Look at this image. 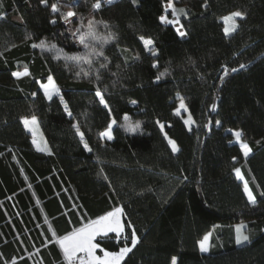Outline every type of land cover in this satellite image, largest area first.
<instances>
[{"label":"trees","instance_id":"16d2710c","mask_svg":"<svg viewBox=\"0 0 264 264\" xmlns=\"http://www.w3.org/2000/svg\"><path fill=\"white\" fill-rule=\"evenodd\" d=\"M167 2L0 0V264H67L57 239L117 208L124 231L98 236L99 256L131 247L135 231L139 242L121 264H172L173 257L177 264H264V0H173L186 12L184 37L160 22ZM69 11L76 13L73 31H87L93 21L110 40L91 42L104 53L91 66L62 59L86 51L72 35L68 43L47 34L58 33L60 13ZM237 11L243 18L230 35L195 38L212 25L221 30V20ZM141 38L153 41L155 56ZM41 40L63 52L33 47ZM25 69L29 75H12ZM49 76L59 90L51 101L41 87ZM181 100L188 113L176 115ZM32 116L47 153L34 148L25 128ZM113 121L106 140L100 134ZM235 130L251 148L247 157ZM240 224L249 241L237 245ZM208 233L209 250L202 252Z\"/></svg>","mask_w":264,"mask_h":264},{"label":"snow or ice","instance_id":"6c2138e0","mask_svg":"<svg viewBox=\"0 0 264 264\" xmlns=\"http://www.w3.org/2000/svg\"><path fill=\"white\" fill-rule=\"evenodd\" d=\"M106 3H112L113 0H105ZM135 2V0H133ZM41 3L46 4L47 0H41ZM93 8L100 9L101 3L97 2L93 5ZM51 11L53 13H59L60 9L57 7V4L53 3L51 5ZM172 16V19H169V16L167 13H169ZM165 15L160 16V22L165 25H179V27L176 28L177 33L184 37L186 36V32L182 30L183 25L180 23V17L181 15H186L185 10L179 9L177 10L174 7L173 0H168L167 4L164 7ZM62 16H64L65 21L67 22L68 18L74 17L76 15L75 12L69 11L67 14L60 13ZM240 17L243 18V14L239 11L231 13L228 17H225V22L232 21V24L230 27L224 28L225 35H228L230 31H235L236 25H235V18ZM52 23H55L56 21H51ZM105 27L107 25L105 24ZM79 32V35L77 33ZM73 37V43H78L80 46H82L86 51L83 53H77V54H67L64 53L62 56V59L65 62H72L74 66H80L81 64H87L91 66L93 64V57H99L103 56V51L97 50L94 46L92 41L100 42L101 45L109 43L110 40L102 38L98 35L96 32L94 22L89 21L87 25V31L81 32L79 29L76 31H73L71 33ZM143 40L145 48H147L153 56L156 55L154 51L151 49V45L153 44V41L151 39H144ZM33 47L40 48L42 51H52L55 50L58 53H62L63 49H57L55 44H49L46 43L44 40H41L38 44H33ZM57 59H61V56H57ZM154 67L156 65H153ZM101 68H105L106 64H101ZM245 65L241 64L240 68H244ZM231 71L235 72L237 69L233 68ZM225 74H227V69H225ZM12 75L14 77H21V76H27L29 75L28 71L25 69L24 72H13ZM76 75H80V72H77ZM85 76H88V72H84ZM164 73H161L160 76L157 77V80H159ZM97 79L100 77L97 76ZM41 87L44 90L45 97L51 101L53 99L54 95L58 94V89L55 87V84L53 82V79L51 76L48 77V83L42 84ZM35 95V93H33ZM95 96L99 98V103L103 105L105 108H108V103L106 102L104 95L102 91L97 88L95 91ZM64 105L65 112L68 113L69 116H71V112L68 111V105L61 97L60 101ZM181 109H186L183 100H181L180 106L176 109V115H180ZM216 109V105H212V110L214 111ZM125 120H128L127 115L124 117ZM23 123L26 128H28L29 131L33 133V144L37 143L36 140V134L38 129V122L35 116H32L31 119H24ZM112 123H115L113 121ZM186 125H191L194 123L192 121L191 116H189L188 119L184 121ZM216 124L219 125L220 121H216ZM77 129V134L81 137V140L83 141L84 134L80 132L78 126H74ZM136 128L139 127L137 124L135 126ZM161 129L163 130L164 125H160ZM135 130V129H132ZM101 137H107L108 139H112L111 134V125H109L108 130L102 132ZM236 141L240 143V149L245 157H247L250 152L251 148L247 143L241 142V135L242 133L240 131H236L234 133ZM169 144L172 147L173 152H177L178 148L174 141L169 140ZM84 147L86 150L91 151V149L88 147L87 143L84 144ZM39 151H45V148H39ZM236 173L237 179L243 181V190L244 193L247 196L248 203L255 205L256 204V197L253 195L252 190L249 187V184L246 180H244L243 175L241 174V170L239 168L234 169ZM122 213V209H115L114 211H111L107 213L104 216H101L95 220L90 221L83 227L77 228L74 231L70 232L69 234H66L60 238L57 239L56 243L59 245L60 249L63 252L64 259L66 260L67 264H76L78 261L79 264H121V261L124 259V257L132 251V249L137 245L138 238L136 236L135 231L131 233V247L124 246L122 247L119 252H110V251H104L103 256H99L96 254V250L100 248V244L96 241L97 236H107L108 233H115L117 237L121 236V233L124 231V225L121 223L120 215ZM243 228L244 226H238L236 228V244L241 245L247 241H249V236L243 234ZM55 235V233H53ZM211 233L206 234L203 239L199 242L200 251L207 252L209 250V240H210ZM127 239V237H124ZM79 254V255H78ZM172 264H176V258H172Z\"/></svg>","mask_w":264,"mask_h":264},{"label":"rangeland","instance_id":"374dc122","mask_svg":"<svg viewBox=\"0 0 264 264\" xmlns=\"http://www.w3.org/2000/svg\"><path fill=\"white\" fill-rule=\"evenodd\" d=\"M66 15V14H65ZM167 15L169 16V19H172V16H171V14H170V11H169V13H167ZM229 16V15H228ZM228 16H226V17H228ZM72 18L73 17H71V18H68V20H67V22L65 21V19H64V16H62V19H63V23H62V27L61 28H59V31H58V33H55V31H48L47 32V34L50 36L51 34H54V36H56V40L57 41H60V40H64V41H66V42H68V43H70L71 42V39H69V37H68V35H66L67 33L69 34V35H71V33L73 32V29H72V24H71V20H72ZM225 18V17H224ZM222 19L221 20V25H222V29L221 30H219V28L216 26V25H212V26H210L209 28H207L203 33H201V34H199V35H197L195 38L196 39H202L207 33H210V32H213V31H220L221 33H223V34H225L224 33V28L225 27H230L231 26V24H232V21H228L227 23L225 22V19ZM238 19H240V17H236L235 18V25H236V27H237V21H238ZM181 23V22H180ZM174 27H179V25H173ZM233 31H230V33L228 34V35H230L231 33H232ZM227 35V36H228ZM144 44V43H143ZM151 46H153V44L151 45ZM150 46V47H151ZM147 49V48H146ZM148 50V49H147ZM53 82H54V84H55V87L58 89V87H57V85H56V83H55V81L53 80ZM48 83V81L46 82V83H43V84H47ZM42 85V84H41ZM58 94H59V91H58ZM55 96V95H54ZM181 103V102H180ZM184 103V102H183ZM185 105V104H184ZM179 106H180V104H179ZM185 107H186V109H187V106L185 105ZM182 112H186V113H188V109L187 110H185V109H181V111H180V114L182 113ZM27 119H31V117L30 118H27ZM187 119H188V115H187ZM38 122V121H37ZM111 125V134H112V129H113V127L115 126V123H111L110 124ZM192 125V124H191ZM191 125H189V126H191ZM26 128V127H25ZM26 130L31 134V136H32V141H33V133L31 132V131H29L28 130V128H26ZM236 131H239V130H235L234 131V133L236 132ZM41 134V135H40ZM40 137H41V139H40ZM104 139H108L107 137H103ZM112 138H113V136H112ZM36 140H37V143L35 144L36 146H39V142H41V140H44L45 141V138H44V136H43V134L41 133V130H40V127H39V124H38V129H37V134H36ZM111 140V139H110ZM170 140V139H169ZM173 141V140H172ZM235 142L236 143H238L239 145H240V143L239 142H237L236 141V138H235ZM241 142H243V143H245L244 141H243V139H242V137H241ZM45 144L47 145V143L45 142ZM176 144V143H175ZM177 146V145H176ZM251 153V152H250ZM250 155V154H249ZM248 155V156H249ZM241 170V169H240ZM241 174L243 175V173H242V170H241ZM243 177H244V175H243ZM244 180H246L245 178H244ZM184 203H185V196H184ZM120 220H121V215H120ZM182 222H183V216L180 218V221H179V225H178V236L180 237V234H181V229H182ZM122 223V222H121ZM241 225H243L244 226V228H243V234L244 235H246V232H245V227H246V225L245 224H240V225H237L236 226V228L238 227V226H241ZM109 234V233H108ZM98 237V236H97ZM210 241V240H209ZM179 247H180V242H179V240H178V242L176 243V249H178L179 250ZM76 263H78V261L76 262ZM176 264H177V259H176Z\"/></svg>","mask_w":264,"mask_h":264},{"label":"crops","instance_id":"0c3cea01","mask_svg":"<svg viewBox=\"0 0 264 264\" xmlns=\"http://www.w3.org/2000/svg\"><path fill=\"white\" fill-rule=\"evenodd\" d=\"M151 49H153V46H151ZM107 140H110V139H107ZM38 147L39 148H45V151H39L38 150ZM34 148L38 151V152H41V153H47L48 152V146L45 144V142L43 141V140H41V142H39V146H36L35 144H34ZM62 251V250H61ZM79 255V254H78ZM76 264H79V262L78 263H76Z\"/></svg>","mask_w":264,"mask_h":264}]
</instances>
